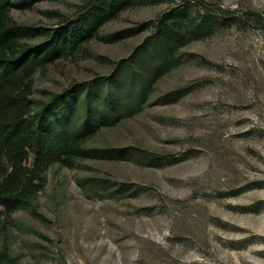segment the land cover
Returning <instances> with one entry per match:
<instances>
[{"label":"rangeland","instance_id":"374dc122","mask_svg":"<svg viewBox=\"0 0 264 264\" xmlns=\"http://www.w3.org/2000/svg\"><path fill=\"white\" fill-rule=\"evenodd\" d=\"M89 1L10 14L46 29L41 43ZM123 2L35 73V99L137 59L162 16L182 12L185 38L141 109L88 141L122 153L49 167L34 206L10 216L16 264H264V0Z\"/></svg>","mask_w":264,"mask_h":264},{"label":"trees","instance_id":"16d2710c","mask_svg":"<svg viewBox=\"0 0 264 264\" xmlns=\"http://www.w3.org/2000/svg\"><path fill=\"white\" fill-rule=\"evenodd\" d=\"M123 1L90 0L47 40L30 43L46 29L19 23L10 13L35 0H0V264H16L7 241L9 218L34 206L49 167L122 153L91 147L88 141L141 109L154 72L185 38L182 12L162 16L147 42L136 48L137 59L124 60L113 74L73 84L46 101L35 99V73L93 37Z\"/></svg>","mask_w":264,"mask_h":264}]
</instances>
